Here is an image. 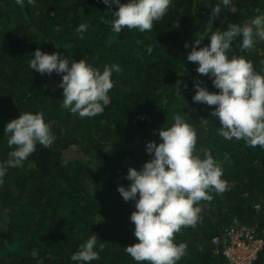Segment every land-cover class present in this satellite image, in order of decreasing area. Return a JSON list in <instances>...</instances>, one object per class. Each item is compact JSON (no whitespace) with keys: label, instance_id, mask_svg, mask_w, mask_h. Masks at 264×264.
Wrapping results in <instances>:
<instances>
[{"label":"trees","instance_id":"16d2710c","mask_svg":"<svg viewBox=\"0 0 264 264\" xmlns=\"http://www.w3.org/2000/svg\"><path fill=\"white\" fill-rule=\"evenodd\" d=\"M218 3L172 0L152 31L115 33L105 22L113 17L102 0H36L24 7L0 0V161L10 151L5 125L20 112H42L56 137L50 148L38 145L22 167L10 168L0 186V264H37L38 259L76 264L71 255L92 235L100 259L91 264H137L125 251L138 243L130 220L135 202H125L117 189L130 184L129 167L140 169L151 159L146 144L159 143L156 130L171 126L176 114L196 129L197 151L202 158L204 150L211 151L229 184L224 193L213 192L212 201L201 202L202 220L195 228L175 234L176 243L187 244L178 264H229L222 245L213 241L222 240L235 219L264 229V149L218 134L220 122L211 116L215 106L193 103L192 96L197 81L210 92L219 90L186 59L198 35L244 25L264 14V0H233L236 13L222 8L212 19L211 8ZM80 24L87 25L82 36L76 33ZM240 43L237 38L228 55L244 56L264 74V41L244 52ZM209 44L206 37L198 48ZM37 48L84 59L101 71L120 65L122 71L112 76V103L103 114L82 119L63 109L58 87L63 74L41 75L29 67ZM254 264H264V249Z\"/></svg>","mask_w":264,"mask_h":264},{"label":"clouds","instance_id":"9594fccd","mask_svg":"<svg viewBox=\"0 0 264 264\" xmlns=\"http://www.w3.org/2000/svg\"><path fill=\"white\" fill-rule=\"evenodd\" d=\"M16 4L34 6L36 0H15ZM109 7L113 19L109 23L115 33L123 29H135L140 33L152 31L155 22L168 12L172 0H102ZM112 6L117 10L112 12ZM222 8L236 13L233 0H219L211 8V18L220 16ZM57 31L60 28L57 27ZM87 31L80 24L76 33ZM210 44L198 46L205 38ZM241 39L242 52L251 50L258 41H264V14L257 15L244 25L236 23L227 30L210 31L198 35L191 43L186 59L198 64V74L208 76L218 92H210L203 81L194 82L193 103L215 106L211 116L219 120L217 131L225 140H243L249 147L264 149V74L257 72L253 63L244 56H229L233 42ZM190 45L185 42L184 47ZM152 53V48L147 49ZM29 61L31 70L41 75L63 74L58 87L62 89V108L80 118H92L103 114L112 103L109 92L114 87L113 73H120L118 64L106 65L101 71L87 63L71 60L62 53H45L37 48ZM181 82L176 88L179 93ZM184 87H187L184 85ZM174 123L160 128V142L149 141L146 152L151 159L140 169L129 167L127 187L118 186L125 202L134 201L135 211L130 216L134 224V236L138 243L125 247V251L137 264H178L187 254L186 243H176L175 234L182 228H195L202 220L201 202H210L212 193L222 194L229 189L223 179V168L210 150H204L203 158L196 149L198 133L184 116L176 114ZM8 159L0 161V186L10 168L22 167L34 154L37 146L50 148L55 142L51 125L42 112H25L5 125ZM206 206V205H205ZM5 213L7 209L4 210ZM97 235H92L80 245L70 260L76 264H91L99 260ZM100 251L103 244L99 245ZM33 250L31 256L38 257ZM37 264H43L37 260Z\"/></svg>","mask_w":264,"mask_h":264},{"label":"built area","instance_id":"2783aa9c","mask_svg":"<svg viewBox=\"0 0 264 264\" xmlns=\"http://www.w3.org/2000/svg\"><path fill=\"white\" fill-rule=\"evenodd\" d=\"M213 243L222 245L223 256L229 264H254L264 249V229L258 231L235 219L222 240L215 239Z\"/></svg>","mask_w":264,"mask_h":264}]
</instances>
